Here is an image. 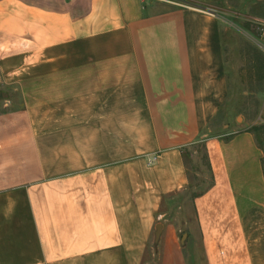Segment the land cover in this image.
<instances>
[{
	"label": "crops",
	"instance_id": "obj_1",
	"mask_svg": "<svg viewBox=\"0 0 264 264\" xmlns=\"http://www.w3.org/2000/svg\"><path fill=\"white\" fill-rule=\"evenodd\" d=\"M163 1L0 0V85L21 95L0 112V264H143L158 224L160 264H264V93L255 121L216 133L221 18ZM195 144L213 184L179 240L161 209Z\"/></svg>",
	"mask_w": 264,
	"mask_h": 264
},
{
	"label": "rangeland",
	"instance_id": "obj_2",
	"mask_svg": "<svg viewBox=\"0 0 264 264\" xmlns=\"http://www.w3.org/2000/svg\"><path fill=\"white\" fill-rule=\"evenodd\" d=\"M191 0H164L167 5L191 4ZM264 0H205V8L215 10L222 21L225 37V62L230 87V101L223 109L216 133H225L224 126H243L256 120L264 93V77L257 75L255 66L264 57V47L258 38L262 31ZM250 25L249 29L246 27ZM21 103V95L0 85V112L15 108ZM7 105V106H6ZM203 144H195L188 152L189 185L175 194L172 201L163 203L161 214L177 229L179 240L190 227L195 228L194 211L191 205L193 194L205 190L211 183L204 157ZM155 231V229H154ZM192 240L200 252V238L193 230ZM187 239L184 245L187 244ZM143 264H160L159 243H154L152 235L145 253Z\"/></svg>",
	"mask_w": 264,
	"mask_h": 264
},
{
	"label": "trees",
	"instance_id": "obj_3",
	"mask_svg": "<svg viewBox=\"0 0 264 264\" xmlns=\"http://www.w3.org/2000/svg\"><path fill=\"white\" fill-rule=\"evenodd\" d=\"M262 5H264V2L262 3ZM249 26L250 25H247L246 27L249 29L250 28ZM255 69L257 71V75H260L259 77L263 78L264 77V57H263V59H261L260 64H257L255 66ZM250 131L255 134V138H256L257 144L264 151V125L253 126L250 129ZM203 148H204V151H205V146L204 145H203ZM204 157L207 159L206 151L204 152ZM263 163H264V160H263ZM207 168H208V172L210 173L211 183L202 192L193 194L192 195L193 198L203 194L213 184V174H212L211 167H210V164H209L208 160H207Z\"/></svg>",
	"mask_w": 264,
	"mask_h": 264
},
{
	"label": "water",
	"instance_id": "obj_4",
	"mask_svg": "<svg viewBox=\"0 0 264 264\" xmlns=\"http://www.w3.org/2000/svg\"><path fill=\"white\" fill-rule=\"evenodd\" d=\"M161 233H162V224H158L156 226V230L154 233V243L158 244L160 237H161ZM186 235L183 236V238H185Z\"/></svg>",
	"mask_w": 264,
	"mask_h": 264
},
{
	"label": "built area",
	"instance_id": "obj_5",
	"mask_svg": "<svg viewBox=\"0 0 264 264\" xmlns=\"http://www.w3.org/2000/svg\"><path fill=\"white\" fill-rule=\"evenodd\" d=\"M154 159H155V158H153V159L149 160V164H151V163H152V161H153Z\"/></svg>",
	"mask_w": 264,
	"mask_h": 264
}]
</instances>
